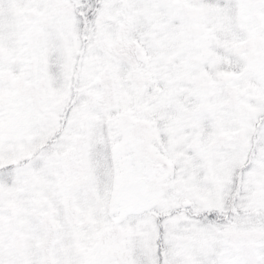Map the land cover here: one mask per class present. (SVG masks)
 Masks as SVG:
<instances>
[{"label":"snow or ice","instance_id":"6c2138e0","mask_svg":"<svg viewBox=\"0 0 264 264\" xmlns=\"http://www.w3.org/2000/svg\"><path fill=\"white\" fill-rule=\"evenodd\" d=\"M0 264H264V0H0Z\"/></svg>","mask_w":264,"mask_h":264}]
</instances>
